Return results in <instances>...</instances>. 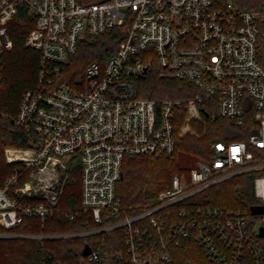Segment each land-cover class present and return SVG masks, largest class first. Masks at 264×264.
<instances>
[{"label":"built area","instance_id":"1","mask_svg":"<svg viewBox=\"0 0 264 264\" xmlns=\"http://www.w3.org/2000/svg\"><path fill=\"white\" fill-rule=\"evenodd\" d=\"M21 8L35 18L26 44L40 52V76L14 119L33 134L32 145L6 149L7 162H22L24 169L0 186V237H73L123 228L126 250L113 254L122 264L170 263L172 244L185 238H194L220 264H264V225L257 221L264 213L212 206L198 196L211 185L254 173L256 205L264 206V4L0 0V52L13 48L10 23ZM123 25L125 37L104 66L93 61L77 82L57 81L83 36ZM155 60L161 77L189 81L198 92L186 101L141 97L137 78ZM202 105L244 127L247 138L214 142L210 158L198 159L188 174H175L154 204L129 214L117 194L125 156L172 158L177 109L186 113L184 134L193 122H204ZM72 158L82 181L76 211L60 206ZM177 203V218L168 223L162 210ZM81 213L98 226L56 235L13 231L28 216L44 223L53 214L75 220ZM110 257L95 248L81 264H104Z\"/></svg>","mask_w":264,"mask_h":264},{"label":"trees","instance_id":"2","mask_svg":"<svg viewBox=\"0 0 264 264\" xmlns=\"http://www.w3.org/2000/svg\"><path fill=\"white\" fill-rule=\"evenodd\" d=\"M88 4L103 0H78ZM245 8H258L264 0H236ZM35 24V18L21 8L10 23L13 48L0 52V186L15 172L23 171L22 162H7V147H30L34 136L15 123L24 93L39 83L40 52L26 44V38ZM127 26H116L101 34H86L79 42L76 53L62 67L57 81L75 83L84 76L87 66L97 61L102 66L116 54L125 37ZM260 62L264 64V50H260ZM139 95L161 100L172 98L189 100L198 88L189 81L167 79L160 76L155 60L148 73L137 78ZM204 122H193L192 131L182 134L186 113L177 109L175 124L176 148L172 158H155L152 155H126L117 194L129 214H137L155 203L159 194L172 185L175 174H188L193 164L201 158H210L212 144L218 140L246 139L248 130L216 116L215 109L201 106ZM254 173L234 176L202 191L205 203L227 209L251 211L258 200L254 194ZM82 181L78 159L72 158L70 178L62 198L61 207L76 211L81 205ZM177 203L162 210L168 223L175 220ZM95 224L88 216L79 214L75 220L48 216L43 223L39 217L28 216L13 231L25 234L56 235L93 229ZM150 228V227H149ZM151 229V228H150ZM152 231V229H151ZM173 261L165 264H220L208 258L194 238H185L172 244ZM99 249L111 253L104 264H122L113 254L126 250V233L123 228L73 237H0V264H81L86 251ZM128 258V257H127ZM126 262V260H124Z\"/></svg>","mask_w":264,"mask_h":264},{"label":"water","instance_id":"3","mask_svg":"<svg viewBox=\"0 0 264 264\" xmlns=\"http://www.w3.org/2000/svg\"><path fill=\"white\" fill-rule=\"evenodd\" d=\"M252 214H263L264 213V206H253L251 208ZM261 236H264V227L261 228ZM86 253H89V251H86Z\"/></svg>","mask_w":264,"mask_h":264},{"label":"rangeland","instance_id":"4","mask_svg":"<svg viewBox=\"0 0 264 264\" xmlns=\"http://www.w3.org/2000/svg\"><path fill=\"white\" fill-rule=\"evenodd\" d=\"M202 123H203V122H202ZM8 148H15V147H7L6 149H8ZM6 149H5V158H6ZM6 160H7V158H6ZM193 165H195V163H194ZM257 221H258L259 225H264V216H260V217L257 219Z\"/></svg>","mask_w":264,"mask_h":264}]
</instances>
